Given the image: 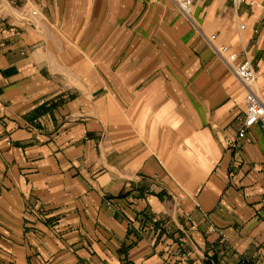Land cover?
Returning a JSON list of instances; mask_svg holds the SVG:
<instances>
[{
    "label": "crops",
    "instance_id": "0c3cea01",
    "mask_svg": "<svg viewBox=\"0 0 264 264\" xmlns=\"http://www.w3.org/2000/svg\"><path fill=\"white\" fill-rule=\"evenodd\" d=\"M212 34L264 92V0H0V264H264V129L232 160Z\"/></svg>",
    "mask_w": 264,
    "mask_h": 264
},
{
    "label": "built area",
    "instance_id": "2783aa9c",
    "mask_svg": "<svg viewBox=\"0 0 264 264\" xmlns=\"http://www.w3.org/2000/svg\"><path fill=\"white\" fill-rule=\"evenodd\" d=\"M178 9L188 18H191L193 8V0H173ZM235 5L249 4L255 5L256 0H229ZM242 29L244 25L240 26ZM217 34L207 37L208 45L215 54L230 68L236 76L241 87L245 91L243 99V109L236 114L237 128L236 134L232 138L225 140L226 151L231 153L232 160L240 158L244 149V141L246 140L250 130L255 126L264 129V92L256 86L257 72L252 59L249 57L247 50L241 53L234 50L230 45L217 43ZM240 56H244L239 61ZM233 165L231 164L230 173H232ZM114 210H118L117 205L109 200L107 202ZM159 222L158 218L152 220V224ZM144 230V228L142 229ZM223 236V234L221 233ZM224 239V237H223ZM188 264V263H178Z\"/></svg>",
    "mask_w": 264,
    "mask_h": 264
},
{
    "label": "rangeland",
    "instance_id": "374dc122",
    "mask_svg": "<svg viewBox=\"0 0 264 264\" xmlns=\"http://www.w3.org/2000/svg\"><path fill=\"white\" fill-rule=\"evenodd\" d=\"M209 46V45H208ZM210 47V46H209Z\"/></svg>",
    "mask_w": 264,
    "mask_h": 264
}]
</instances>
